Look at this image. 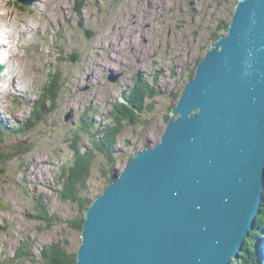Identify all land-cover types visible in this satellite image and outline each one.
I'll return each instance as SVG.
<instances>
[{
	"label": "rangeland",
	"instance_id": "rangeland-1",
	"mask_svg": "<svg viewBox=\"0 0 264 264\" xmlns=\"http://www.w3.org/2000/svg\"><path fill=\"white\" fill-rule=\"evenodd\" d=\"M7 1L0 0V9L5 6V12L0 10V22L8 20V26L25 31L26 37L15 41V50L12 45L0 48V62L5 67L2 76L11 63L13 72L8 75L11 84L4 77L0 82V126L4 125L0 169L5 173L0 179V264H13L22 242L30 244L35 255L58 242L65 243L70 252L78 251L81 234L65 223L78 215L77 206L62 201L59 191L61 167L71 159L69 140L82 116L87 114L95 126L103 125L110 106L137 76L154 91L144 100L152 104L153 111L141 113L134 126L122 129L117 164L113 169L105 167L120 174L130 155L160 142L165 117L214 43L218 26L230 23L238 2L36 0L25 6L17 0ZM7 31L9 28L0 27V36ZM10 35L12 43L15 35ZM55 72L63 80L60 97L52 106L44 103L39 122L28 120L35 116L37 100L42 103L41 89L48 76ZM8 89V94L20 98L7 95ZM91 112L95 115H89ZM81 135L80 148L86 152L89 137ZM102 156H97L91 168L92 190L98 197L105 188L100 177ZM38 201L59 221L47 227L35 219ZM263 241L260 235L259 248Z\"/></svg>",
	"mask_w": 264,
	"mask_h": 264
},
{
	"label": "water",
	"instance_id": "water-1",
	"mask_svg": "<svg viewBox=\"0 0 264 264\" xmlns=\"http://www.w3.org/2000/svg\"><path fill=\"white\" fill-rule=\"evenodd\" d=\"M176 103L160 143L87 209L76 264H230L242 250L264 179V0L237 2Z\"/></svg>",
	"mask_w": 264,
	"mask_h": 264
},
{
	"label": "trees",
	"instance_id": "trees-1",
	"mask_svg": "<svg viewBox=\"0 0 264 264\" xmlns=\"http://www.w3.org/2000/svg\"><path fill=\"white\" fill-rule=\"evenodd\" d=\"M229 24L221 23L218 26V29L213 34L212 42H216L222 35L227 33ZM194 74L195 71H192L189 78L192 79ZM139 77L137 79L134 78L131 82V87L123 92L120 99L110 106L107 116L104 117L105 123L103 125L95 126L94 122L85 114L80 120L78 129L71 135L72 138L69 140V148L72 151L71 159L70 162L61 167L62 184L59 197L62 201L77 206L78 215L65 223H67L69 228L80 234L85 220V213L94 199L98 197L96 192L92 190L94 186L91 185V168L95 162L94 160L98 155H103L104 161L100 177L106 188L114 177V170L110 171L105 167L110 165L113 169L117 164L116 155L121 152L117 145L122 129L125 126H134L137 123V117L141 113H151L153 111L152 104H147L144 100L148 96H153L154 91L150 88L147 81ZM62 85L63 80L59 72L48 76L45 85L41 89L42 103L38 106V101L36 102L38 107H35L36 111L34 110L33 121L39 122L41 120L40 114L45 108L44 103L51 106L56 103L60 97ZM175 97L178 96L176 95ZM46 113H49V111ZM89 115L94 116L95 113L91 112ZM169 119L170 117L166 116L165 122L167 123ZM81 133L87 134L89 137L87 142H89L90 148L86 149V152H82L80 148V143L83 140ZM1 136L2 134H0ZM134 157L135 154L130 155L126 165ZM2 177H5V173L0 169V179ZM35 211L38 213L35 219L44 222L47 227L52 222L59 221L56 215L49 214L47 208L43 207L40 201L37 202ZM260 235L264 236V191L258 217L253 222V229L249 232L242 250L237 254L236 258L231 260L230 264H264V242L261 248H259L260 242L257 244ZM76 256L77 251L70 252L66 249L65 243H53L42 248L39 254L35 255L31 251V245L27 242H22L14 253L13 264H76Z\"/></svg>",
	"mask_w": 264,
	"mask_h": 264
},
{
	"label": "bare ground",
	"instance_id": "bare-ground-1",
	"mask_svg": "<svg viewBox=\"0 0 264 264\" xmlns=\"http://www.w3.org/2000/svg\"><path fill=\"white\" fill-rule=\"evenodd\" d=\"M7 0H1V3H4V2H6ZM18 1V0H17ZM30 0H27V2H29ZM8 3L10 2L9 0L7 1ZM34 3V2H33ZM32 3V4H33ZM5 5H7V4H5ZM2 6V5H1ZM4 7L5 6H2L1 7V9L0 10H3L4 11ZM5 12V11H4ZM3 15L4 16H2V17H6L5 16V13H3ZM1 17V19H3ZM6 18H8V17H6ZM2 21V23L0 22V27H5V28H9V31H7L5 34H3V36H0V48H4V49H6L7 47H8V49H9V45H12V47H13V45H15V41L16 40H19L20 41V38H22V37H26V34L24 33L25 31H23V30H21V29H12V26H8V23L7 22H9L8 20H6V21H3V20H1ZM35 21V20H34ZM6 23H7V25H6ZM18 30H20L18 33H17V35H15L16 34V32L18 31ZM10 33H12V34H14L15 35V37H14V39L12 40V43H11V35H10ZM23 38V39H24ZM22 39V40H23ZM4 42H6V44L4 43ZM15 47V46H14ZM14 47H13V49H14ZM12 50V49H11ZM15 50V49H14ZM0 53H2L1 51H0ZM11 65H12V63H11ZM10 65V69H9V72L5 75V77L4 76H2V72L4 71H0V82H1V79L4 77L5 78V80H4V82H8V83H10L9 82V76L8 75H10V74H13V72H11L12 71V66ZM198 65V64H197ZM0 67H3V69H5V67H4V64L3 63H1L0 62ZM195 73H196V69H195ZM4 74V73H3ZM18 74H17V72H16V79H15V83H16V80H17V78H18V76H17ZM190 76V75H189ZM139 76H137V77H135V79H137ZM189 80H191V79H189ZM189 83V82H188ZM11 84V83H10ZM16 89H17V87H16ZM20 89H22V87L20 88ZM12 91H15V88H13V86H12V89H11ZM7 91V95H9V96H11L14 100H18L19 98H20V96H18V97H15V96H13L12 95V93H9L8 94V91H10L9 89L8 90H6ZM13 94H17L16 92H13ZM38 101V106H39V104L41 103L40 101H41V99H39V100H37ZM40 102V103H39ZM37 106V104L35 103V107H38ZM33 109H34V106H33ZM173 109V108H172ZM33 114H34V112H33ZM31 119V118H30ZM29 120V119H28ZM31 120H33V119H31ZM30 120V121H31ZM45 120V119H44ZM35 123V122H34ZM17 124H13V126H16ZM4 126V125H3ZM33 126V125H32ZM31 126H29L28 127V129L30 128ZM15 129H16V127H15ZM18 129H21V126H19L18 125ZM23 129H26V127L25 126H22V130ZM3 129L0 127V134H2L3 135ZM7 137V136H6ZM2 138L0 137V142H2ZM3 143V142H2ZM160 143V142H159ZM2 159V158H1ZM4 159H6V162L8 161V159L7 158H4ZM6 162H3V163H6ZM1 169H3V168H1ZM263 181H264V179H263ZM263 188H264V186H263ZM262 191H263V189H262ZM262 196V195H261ZM262 201V200H261Z\"/></svg>",
	"mask_w": 264,
	"mask_h": 264
},
{
	"label": "clouds",
	"instance_id": "clouds-1",
	"mask_svg": "<svg viewBox=\"0 0 264 264\" xmlns=\"http://www.w3.org/2000/svg\"><path fill=\"white\" fill-rule=\"evenodd\" d=\"M4 69H3V67H0V71H3Z\"/></svg>",
	"mask_w": 264,
	"mask_h": 264
}]
</instances>
